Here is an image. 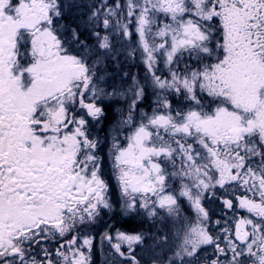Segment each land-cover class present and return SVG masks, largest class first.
I'll list each match as a JSON object with an SVG mask.
<instances>
[{"label":"snow or ice","instance_id":"1","mask_svg":"<svg viewBox=\"0 0 264 264\" xmlns=\"http://www.w3.org/2000/svg\"><path fill=\"white\" fill-rule=\"evenodd\" d=\"M82 7L0 0V264H91L93 237L76 228L113 205L89 119L99 122L105 98L126 96L106 92L97 76L120 34L135 35L127 55L139 53L157 91L148 113L137 112L145 86L134 77L127 89L110 149L121 207L182 219L175 257L187 264L206 246L215 249L207 264H264V0H116L101 5L106 34L93 32V46L63 22ZM100 16L91 14L93 26ZM216 188L232 194L222 202L234 229L226 219L223 240L209 232L202 203ZM180 198L194 217L182 216ZM146 236L155 239L117 229L101 243L114 260L142 264L136 248Z\"/></svg>","mask_w":264,"mask_h":264},{"label":"rangeland","instance_id":"2","mask_svg":"<svg viewBox=\"0 0 264 264\" xmlns=\"http://www.w3.org/2000/svg\"><path fill=\"white\" fill-rule=\"evenodd\" d=\"M78 2L83 6L80 9L81 14L74 17L65 16L63 22L70 24V26L76 30L80 41H83L89 46L96 45L98 44V41L93 35V32H99L101 35L106 34L102 23L104 19L102 13L104 9L101 8V5L107 3L108 6H112L115 4L116 0H78ZM121 3H123V0H121ZM98 9L101 13L100 20L95 26H93L89 21V17L94 11H97ZM66 35L69 34L66 33ZM112 40L115 49L118 51V54L114 55L112 58H105L102 65H97V76L103 77L98 86L105 89L106 92L111 93L115 89L117 92L126 93V96H111L105 98L99 105L104 109V115L100 118L99 122H94L88 117H85L86 119H89L90 129L93 133V136L99 142L97 155L100 157L102 176L108 183L107 195L109 196L113 205L111 209H102L95 222H87L83 225L77 226L76 228V232L93 237L91 264H127L126 261L120 260L119 257H117L115 260L112 258L115 253L106 240L101 243V237H103L105 233L112 235L117 229L123 231L121 226L115 227V220L113 217H111L113 214H117L119 218L131 216L126 214L124 209L121 207V205L124 203V198L121 194L119 184L115 178L116 174L112 169L110 149L112 148L113 136H117L119 138V134L115 131V129L117 128L120 119L122 117H126L128 104L130 102L127 98V96L130 95V93H127V89L133 84L132 79L134 77L130 75L131 77L129 80H127V77L125 76L113 77V75L109 74V69L120 67L119 64L121 63V60L125 59L131 67L136 68L138 71L145 70L148 72L138 52L134 57H129L127 55L131 48L136 47L135 35L132 37L130 42H125V38L122 34L119 36L113 35ZM81 51H83V49H81ZM94 58L95 56L88 57L89 63H91ZM160 67L161 71L157 74L167 76V70L163 68V65ZM114 74L116 73L114 72ZM135 79L138 80L136 77ZM138 81L145 86V92L147 90L152 91L153 87L151 86L150 75ZM173 98H177L178 100L181 99L179 97L169 96L171 102ZM142 101L144 102V99ZM142 101L137 104V112L143 110L139 109V104H141ZM155 101L156 99L154 98L150 99L148 107H145L147 110L143 111L151 113L152 109L156 106ZM111 102H119V105L112 108V111L115 115L113 123L105 125L107 120V110L104 107ZM172 103L176 105L178 101ZM81 114L82 113H77V115ZM120 142L123 143V140L121 139ZM172 187L178 188L179 182L174 183ZM239 194L240 193H237V195ZM231 198V192L226 193L224 190L216 188L214 190L205 192L202 200L203 206L208 210L209 213V223L207 224L208 230L214 236L220 233L221 240L224 239L222 235V229L225 227L226 219L228 221L227 227L234 229V223L232 220L233 212L226 209L222 202L223 199ZM179 203L180 212L183 217L192 218L195 216V212L190 207L186 198H180ZM233 203L235 205V201H233ZM139 213L144 215L145 220H148L149 227H152L153 225L154 230L152 231V236H154L156 242H158L154 243V239H150L148 241L145 238L144 247L141 248L138 246L136 248L137 257H140L142 264H153V261H155V264H168L169 257L173 258V264H187L190 258L185 257L184 261H180L175 257V253L178 250L179 245L182 243L183 237L181 224L184 223V221L175 217H169L164 212L160 213L159 218L148 217L142 209ZM244 215V211H240L238 213V216ZM216 221H220L221 223L217 225L215 223ZM71 236V233L68 234L66 239H71ZM164 237H167V239L163 240ZM55 246H59L58 243ZM223 246L224 244L222 243L221 247ZM214 252V246H206L198 252L195 260L192 261V264H207L208 261L215 259ZM140 253L146 254L141 255Z\"/></svg>","mask_w":264,"mask_h":264},{"label":"trees","instance_id":"3","mask_svg":"<svg viewBox=\"0 0 264 264\" xmlns=\"http://www.w3.org/2000/svg\"><path fill=\"white\" fill-rule=\"evenodd\" d=\"M119 66L120 67H118V68H112V69L110 68L109 74L113 75V77L125 76V77H127V80H129V78L131 77L130 75H132V77H136L138 80L146 78L147 76H149L147 71H145V70L138 71L136 68L131 67L130 64L128 62H126L125 59L121 60V63L119 64ZM114 72L116 74H114ZM156 96H157V92L155 91L154 88H152V91L147 90L146 92H144V102L142 101V103L139 104V109L147 110V108H145V107H148L150 99H153V98L156 99ZM177 101H178L177 98H173V100H172V102H177ZM118 105H119V102H111L107 106L105 105L104 108L107 110L106 111L107 120H106L105 125H109V124L113 123V121L115 119V115H114V112L112 111V108L114 106L117 107ZM102 129H103V127H102ZM111 217H113V219L115 220V227L121 226L123 231H128V232L143 231L147 234L152 235V231L154 230L153 225H152V227L151 226L149 227L148 220H145L144 215H142L141 213H139L138 215L132 214L129 217H123V218H119L117 214H113ZM146 239L148 241L150 240L147 236H146ZM155 242H156V240L154 239V243ZM156 243H158V242H156ZM146 253H140V254L144 255ZM141 258H142V256H141Z\"/></svg>","mask_w":264,"mask_h":264},{"label":"flooded vegetation","instance_id":"4","mask_svg":"<svg viewBox=\"0 0 264 264\" xmlns=\"http://www.w3.org/2000/svg\"><path fill=\"white\" fill-rule=\"evenodd\" d=\"M37 258H40L39 256Z\"/></svg>","mask_w":264,"mask_h":264}]
</instances>
